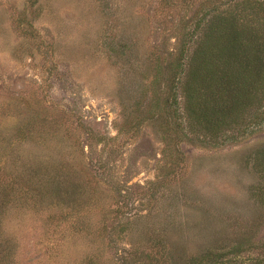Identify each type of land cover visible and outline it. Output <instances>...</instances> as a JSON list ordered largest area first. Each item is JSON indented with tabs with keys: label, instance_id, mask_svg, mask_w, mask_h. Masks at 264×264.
Instances as JSON below:
<instances>
[{
	"label": "rangeland",
	"instance_id": "374dc122",
	"mask_svg": "<svg viewBox=\"0 0 264 264\" xmlns=\"http://www.w3.org/2000/svg\"><path fill=\"white\" fill-rule=\"evenodd\" d=\"M239 1L263 31L264 0H0L9 264H186L237 244L231 260H264V121L198 137L179 89L178 128L161 103L169 53L184 30L188 50L201 37L198 10Z\"/></svg>",
	"mask_w": 264,
	"mask_h": 264
},
{
	"label": "trees",
	"instance_id": "16d2710c",
	"mask_svg": "<svg viewBox=\"0 0 264 264\" xmlns=\"http://www.w3.org/2000/svg\"><path fill=\"white\" fill-rule=\"evenodd\" d=\"M253 3L258 4V1ZM260 4L264 10V2ZM240 5L241 1L230 9L218 5L201 7L192 33L201 32L199 41L188 50L184 39L189 33L184 30L181 47L177 53H169L176 60L166 66L164 83L168 91L161 103L165 106V113L169 114L168 108H171V124L175 129L180 122L175 117L176 88L183 96V112L190 124L188 131L195 136L215 138L231 129L246 130L251 121L256 124L264 121V30L260 31L254 23L245 21ZM152 83L154 85V79ZM252 108L254 111L247 113ZM253 165L264 180V146L255 150ZM43 171L53 173H49L50 169ZM42 175L37 173L33 177ZM30 182L27 179L22 185L29 186ZM261 191L264 195V187ZM13 197L12 186L1 188L0 217L9 208ZM117 211L125 212L122 208ZM240 246L233 245L225 252L207 248L200 254L189 255L186 264H264V260H231L228 255L235 257L241 252ZM9 252H0V264L10 263L12 251Z\"/></svg>",
	"mask_w": 264,
	"mask_h": 264
}]
</instances>
